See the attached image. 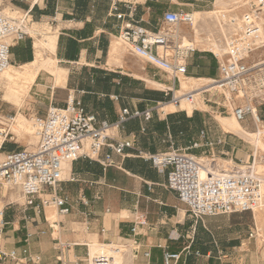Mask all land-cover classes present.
I'll list each match as a JSON object with an SVG mask.
<instances>
[{"label":"crops","instance_id":"0c3cea01","mask_svg":"<svg viewBox=\"0 0 264 264\" xmlns=\"http://www.w3.org/2000/svg\"><path fill=\"white\" fill-rule=\"evenodd\" d=\"M3 1L28 11L32 26L37 24L51 29L40 33L29 26L43 40L53 39L56 64L64 69L59 83L51 72L38 70L27 92L25 106L33 115L44 116L50 106L63 107L72 96L97 119L114 123L122 108L144 110L163 99L164 88L150 82L180 92L204 83L189 81L183 89L181 81L180 84L173 81L126 46L119 43L117 51L111 52L113 42L118 40L120 22L108 15L109 0H39L33 5L31 1ZM122 1L135 5V19L151 31L166 28L162 21L166 10L205 12L212 3V0ZM177 32L180 36L172 42L194 41L188 24H180ZM194 46L193 51L186 53L187 70L181 76L193 80L216 77L217 61L211 50L195 42ZM34 49V37L29 34L12 46V64L32 62ZM195 98L196 106L191 112L182 102L180 107L167 104L169 107L162 108L163 113L153 112L147 121L142 117L128 118L113 127L110 130L113 138L130 139L134 144V148L124 149L123 156L103 147L101 157L109 153L113 164L102 166L98 161L83 157L64 163L65 174L57 193L68 199L71 206L68 213L59 214L56 210L54 218L50 219L47 207L3 204L0 249L20 251L27 246L30 253L40 256V264H87L89 243L97 241L125 243L131 254L128 264H165V251L179 254L175 264H226L228 255L220 234L201 223L202 217L195 218L188 212L175 192L165 186V172H159L149 161L136 156L137 149L165 152L171 144L174 148L187 149L198 142L200 146L187 149L197 158L217 156L250 163L254 152L244 145L247 141L225 131L215 118L217 112L219 116L231 112L230 108L222 107L228 104L223 96L211 91L199 93ZM256 110L264 126V103L257 105ZM241 122H246L243 127L247 131L256 130L255 120L250 115ZM208 141L213 144L206 145ZM16 208L21 211L17 212ZM137 220L145 223L137 224L132 233L131 228ZM240 238L241 235L235 236L231 242L234 250L242 247ZM145 252L149 255L145 256ZM0 264L12 263L0 260Z\"/></svg>","mask_w":264,"mask_h":264},{"label":"built area","instance_id":"2783aa9c","mask_svg":"<svg viewBox=\"0 0 264 264\" xmlns=\"http://www.w3.org/2000/svg\"><path fill=\"white\" fill-rule=\"evenodd\" d=\"M38 1L31 0V3L33 5ZM109 1L108 15L120 22L117 36L119 43L180 84L179 78L187 70L186 53L193 51L195 46L194 41L176 44L172 40L180 36L177 32L180 24L193 27V13L166 10L162 14L166 28L151 31L135 19L136 8L133 3ZM240 8H243L237 15L240 19L230 20L227 17L224 25V52L217 54L210 51L217 61L218 75L205 79L198 88L180 92L173 87H166L162 89L163 99L144 110L122 108L114 123L97 119L93 113L85 111L78 100L69 96L63 107L50 106L44 116L32 118L36 137L33 148L2 151V144L9 132L0 134V186L6 184L18 188L25 208L52 206L59 214H65L71 206L65 196L57 193L63 164L80 157L98 161L102 166L113 164L109 153L101 157V150L107 147L123 156L125 148H134L130 139L118 140L110 135L113 127L128 118L142 117L147 121L153 112L163 113L165 104L173 107H180L182 101L194 104L197 94L214 91L220 93L225 101L228 100V105L222 107L230 108L237 120L242 121L247 115L253 120L252 106L256 109L257 105L264 103V38L256 42L257 21L259 16L264 17V0H248ZM17 19L0 13V74L11 63L12 46L26 36L21 29V23L26 22ZM212 144L211 141L206 142V145ZM197 146L200 143L193 142L187 149ZM187 149L174 148L171 144L165 152L150 153L137 149L136 156L149 161L159 172L166 173L165 186L175 192L177 199L186 205L188 212L195 218L253 212L261 204L264 177L253 168L254 158L250 164H243V169L236 164L228 170L219 168L214 173L212 170L215 168L208 166L206 174L202 175L201 168L204 166ZM36 199L39 200L38 204L35 203ZM3 213L2 208L0 225L3 223ZM144 223L143 220L135 221L131 232H135L137 224ZM254 233L251 230L249 237H254ZM117 245L126 248L125 243ZM144 255L148 256L149 252ZM178 257L179 254L165 251L164 263L175 264ZM0 260L12 264H40L41 258L24 246L20 251L15 248L8 251L0 249ZM87 264H113V258L104 254L92 258L88 256Z\"/></svg>","mask_w":264,"mask_h":264},{"label":"bare ground","instance_id":"6f19581e","mask_svg":"<svg viewBox=\"0 0 264 264\" xmlns=\"http://www.w3.org/2000/svg\"><path fill=\"white\" fill-rule=\"evenodd\" d=\"M227 0H214L213 5L216 7V9L208 10L205 12H194V25H193V35H194V42L197 46L201 48H207L211 50L214 53L221 54L224 52L225 47L220 46L217 41L207 37L202 38L200 37V33L198 30V23L200 21L206 20L209 17H214L217 21L218 27L224 32L225 30V23L228 19L230 20L234 19H240L238 16H236V13L231 14L230 11L239 9L241 5H243L247 0L243 1L240 0L242 4L235 6L233 9H226L223 5L227 4ZM243 1V2H242ZM0 13L12 18L13 20H19L17 19L16 15L13 12H6L3 13L0 11ZM228 15H225V14ZM258 36L256 37V42H260L262 38H264V17L261 15L259 16V21H257ZM21 29L26 34H31L34 37V59L32 62H28L26 64L19 65L18 67L13 66L11 63L7 65V67L1 72L0 74V82L4 83V95L6 98H11L16 101H21L20 97L22 95H25L31 83L33 82L37 72L39 69H45L46 71L51 72L56 77V82L59 83L64 75V69L60 68L56 64V59L54 58V50H55V44L53 42V39L49 38L47 40H43L39 35L34 34V31L28 26L26 23H21ZM119 44V41L116 40L113 42L111 47V52L117 51V46ZM181 86L183 89H185L189 83V81L193 82H205L204 79L193 80L188 79L183 76H180ZM151 84L158 86L160 88H165L162 84H158L156 82H150ZM228 102V100H226ZM225 101V103H226ZM183 106L187 108L188 112H191V109L196 106V99L194 104H190L187 102L182 101ZM228 105V104H227ZM171 106V105H170ZM169 107V105H165L162 108ZM173 107V106H172ZM253 109V118L256 123V130L253 132L247 131L243 125L241 124V121L237 120L235 116L229 112L228 116H219L216 115L217 121L220 123L221 127L225 131L233 132L235 134H238L239 136L243 137L245 141H247L249 144H251L253 152H254V160H253V168L256 170H259V168L264 167L262 164V153L264 154V126L262 125V122L259 118V115L257 113V110L255 109V106H252ZM28 119H25L23 115L18 112L15 117H13L10 122L5 123L6 128L3 126H0V134H4L5 132L12 131L21 133H31L30 122ZM0 123H4L2 120H0ZM33 148V147H29ZM261 158V159H260ZM198 160L201 162V164L204 166L201 168V174H206V169L208 166H213L215 170H212L214 173H217V170L221 168L220 170H228L230 164H232V161L223 159L220 157L213 158V159H207L204 157H199ZM238 168H245L244 165L238 164ZM65 174V171L63 170L62 176ZM264 187V185H263ZM48 213L49 208L52 206H46ZM3 208V202L0 200V210ZM254 213V221L256 224V227L258 230H261V226L264 224V201L261 202V204L254 209L252 214ZM259 237L261 236L260 233ZM99 246V247H97ZM102 246V247H100ZM89 256L92 258L96 255H108L113 258V264H128L129 260L131 259L130 250L128 248L122 247L117 244H97L95 242L89 243Z\"/></svg>","mask_w":264,"mask_h":264},{"label":"rangeland","instance_id":"374dc122","mask_svg":"<svg viewBox=\"0 0 264 264\" xmlns=\"http://www.w3.org/2000/svg\"><path fill=\"white\" fill-rule=\"evenodd\" d=\"M24 2H30L31 0H22ZM213 1L209 7L208 10L216 9V7L213 5ZM245 1V0H243ZM242 1V2H243ZM248 1V0H247ZM227 4L223 5L226 9H233L235 6L242 4L240 0H227ZM243 8L235 9L230 11L231 14L236 13V16L239 15V13L242 11ZM0 11L3 13L6 12H13L17 18H21V20H24L28 26H32V21L28 14H26L25 10H22L18 6H12L9 2L0 0ZM33 28H36L37 32H48L51 31L48 27L38 26L37 24L32 26ZM198 30L200 33V37L202 38H211L220 46L224 45V35L226 34V31L222 32V30L218 27L217 21L214 17H209L206 20L200 21L198 23ZM193 32V27H192ZM29 34H26L25 37H28ZM226 37V35H225ZM187 44V43H185ZM12 64V62H11ZM15 67H18L19 65H14ZM4 83L0 82V120H2L4 123H0V126H3L6 128L5 123L10 122V120L17 115L18 112H20L25 119H28L29 121L33 117H42L43 115H40L39 113H36L33 115V113L27 108L26 106V100H27V93L25 95H22L20 97V102L13 100L11 98H6L4 95ZM11 102L14 105L11 104ZM167 110V109H165ZM217 115L218 112L216 113ZM222 116L228 115L226 112L221 114ZM242 125H246V122H241ZM252 127L254 128L253 123H251ZM31 133H21L11 131L9 132L8 137L4 140L7 144L12 145V149H20V148H29L34 147L36 144V137L34 134V125L33 121L30 122ZM244 145L246 147L252 149V146L244 142ZM261 159V158H260ZM237 164H250L246 161L240 162V160H234L232 161V165ZM262 164L264 165V154L262 153ZM229 166V168H230ZM260 174L264 177V167L259 168L257 170ZM264 192V187H263ZM0 200L3 202V204H7L8 202H12V205L14 204V207L19 206L22 204L23 199L21 197V194L19 192V189L16 187H11L6 184H3L0 186ZM264 201V196L263 200ZM50 211L48 213L47 210V216L50 219L54 218L56 209L54 207L48 208ZM21 211V208H16V211ZM201 223L205 224L208 227L214 228L223 238V247H225L226 254L228 255V258H226V264H264V224L261 226V230H257L255 221H254V213L252 214L251 211L248 212H241V213H230V214H218V215H212V216H203L202 219L199 220ZM251 229L254 230V237L249 238V232ZM258 233L261 234V236H258ZM241 235L242 238V247L237 248L234 250L231 246V242L234 241L235 236ZM240 238V239H241ZM97 244L103 245L100 242L94 241ZM121 244V243H120ZM99 247V246H97ZM102 247V246H100Z\"/></svg>","mask_w":264,"mask_h":264},{"label":"trees","instance_id":"16d2710c","mask_svg":"<svg viewBox=\"0 0 264 264\" xmlns=\"http://www.w3.org/2000/svg\"><path fill=\"white\" fill-rule=\"evenodd\" d=\"M12 149V145L11 144H7L6 142H4L2 144V151H7V150H11Z\"/></svg>","mask_w":264,"mask_h":264}]
</instances>
